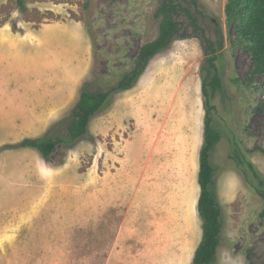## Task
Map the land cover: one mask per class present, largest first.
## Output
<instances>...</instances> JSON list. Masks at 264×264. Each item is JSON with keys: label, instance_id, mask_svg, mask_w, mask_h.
<instances>
[{"label": "rangeland", "instance_id": "1", "mask_svg": "<svg viewBox=\"0 0 264 264\" xmlns=\"http://www.w3.org/2000/svg\"><path fill=\"white\" fill-rule=\"evenodd\" d=\"M159 1L26 0L22 10L0 0V264H193L201 40L173 41L133 88L110 96L85 136L71 142L68 132L81 91L116 86L158 36ZM180 1L221 55L223 86L211 91L223 222L213 264H264V197L247 166L264 180V74L253 72L228 0ZM52 135L67 143L49 158L12 147Z\"/></svg>", "mask_w": 264, "mask_h": 264}, {"label": "trees", "instance_id": "2", "mask_svg": "<svg viewBox=\"0 0 264 264\" xmlns=\"http://www.w3.org/2000/svg\"><path fill=\"white\" fill-rule=\"evenodd\" d=\"M19 8L27 9L26 0H16ZM237 10H239L237 12ZM226 11L229 18L236 15L241 20V33L248 41L252 55V67L255 74H264V0H228ZM160 19L159 34L151 41L144 43L137 54L134 67L124 74L116 86L106 91L83 89L73 111V121L68 127L70 141L74 142L88 133L89 123L93 116L108 103L110 96L118 91H126L135 86L136 81L147 68L150 60L166 50L170 44L179 39L199 38L203 46L206 61L202 67V93L205 98L204 141L199 155L198 182L200 196L198 212L202 220V239L196 249L193 264H213L217 257L218 247L222 240V209L217 194L212 190L215 168L211 154L221 135L213 126L211 91L216 92L223 86L220 53L215 42L201 26L198 16L180 0H160L157 10ZM67 140L59 135L26 138L13 145V148L32 147L45 158H49L59 145ZM247 166L256 176L260 175L256 190L264 197V180L255 165ZM262 185V188H261ZM259 187V188H258Z\"/></svg>", "mask_w": 264, "mask_h": 264}]
</instances>
